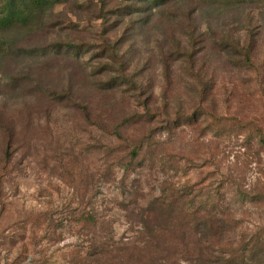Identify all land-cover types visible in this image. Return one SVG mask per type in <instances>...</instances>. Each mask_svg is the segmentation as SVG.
I'll return each instance as SVG.
<instances>
[{
	"label": "rangeland",
	"instance_id": "374dc122",
	"mask_svg": "<svg viewBox=\"0 0 264 264\" xmlns=\"http://www.w3.org/2000/svg\"><path fill=\"white\" fill-rule=\"evenodd\" d=\"M90 1L57 4L43 29L17 35L22 56L0 59V264H77L103 242L105 264H228L222 245L258 234L254 243L264 248V200L242 199L264 192V143L255 136L264 135V0L222 16L198 12L196 63L169 59L168 71L156 36L141 26L113 29L111 40L120 34L131 43L125 58L102 53L110 26L98 15L99 0ZM221 1L214 6L223 9ZM143 6L142 16L152 9ZM129 13L132 26L139 15ZM251 21L257 45L247 65L217 42L229 29L243 36ZM118 60L136 67L139 89L107 85L124 74ZM149 133L159 145L132 158ZM163 199L175 218L154 232L158 222L147 229L145 210H158L151 202ZM83 214L98 223L85 228ZM210 215L222 222L210 231L213 250L201 255L196 231ZM253 252L239 264H264V254Z\"/></svg>",
	"mask_w": 264,
	"mask_h": 264
},
{
	"label": "trees",
	"instance_id": "16d2710c",
	"mask_svg": "<svg viewBox=\"0 0 264 264\" xmlns=\"http://www.w3.org/2000/svg\"><path fill=\"white\" fill-rule=\"evenodd\" d=\"M68 0H0V59L6 61V58L14 56V52L18 57L22 56L23 53L26 52L25 49L20 47V40L17 38V35L23 31L28 34L33 31V29L38 28L43 29L45 27L46 21L48 20L50 14L54 12V9L57 4L66 3ZM95 0H91L93 3ZM98 1V0H97ZM192 0H99L98 1V15L104 21L105 24L110 26L105 30L109 36L106 39V47L102 50V53L108 55L115 54L120 57V53L124 48H130L131 43L126 41V36L118 35L115 40H111L110 36L113 33V29H121L124 28V32L126 33L129 29L135 31L138 26H141L142 33L156 36V40L161 52L165 59H163V65L166 71L169 70L168 60L172 59L173 61L182 60L187 62L189 65H193L196 63V50L197 46V38L202 35L200 31V24L198 23L197 13H205V11L210 12L211 14H215L222 10L223 13L219 16H222L228 9H233L234 11L244 10L249 3L247 0H227L221 1V3H225L217 8L215 7L216 0H200L201 5L198 7H190ZM152 5V9L148 14L142 16L143 5ZM257 3L256 0H251L250 5H254ZM205 10H204V7ZM233 6V8H232ZM200 7V8H199ZM130 10V11H129ZM137 12L139 17L132 23L129 12ZM104 12V15H103ZM206 12V14H208ZM211 26L210 22L208 23ZM248 25H252V21L247 23L246 34L243 36L236 34L230 35L233 33L232 31H225V33L220 32L218 37V49L221 50L226 56L231 59V57L242 56L244 57V63L247 65L252 64V53L256 48L257 43L254 40V36L252 31L248 30ZM112 27V28H111ZM161 33V37L156 33ZM197 40V41H196ZM63 47H66L69 50L74 51L78 50L81 54H92L94 56V50H87L84 48H79L74 44H62ZM61 47V45H60ZM91 49V48H90ZM119 52V53H118ZM96 55V53H95ZM126 53L122 54V57L125 58ZM115 56V55H114ZM120 65L122 66L123 75L120 74L117 77H109L107 85L113 89L115 87L124 86L131 90H137L140 87L136 82V67L131 64L123 63L118 60ZM102 66V65H101ZM131 66L134 68L131 69ZM202 78L203 76L200 75ZM204 80V78H203ZM203 93L206 95V91L208 90V86H204L203 83ZM0 122H2V118H4V109L5 106H0ZM195 116H187L186 119L193 120ZM5 125V124H4ZM154 133H149L145 140H141L139 144H135L133 149L131 150L132 158H136L139 155V151L143 149L145 145L147 147L159 145L156 143L154 138ZM16 131L14 128H9L7 133H5L6 137V156L11 154V148L13 145V140L15 139ZM250 136V135H249ZM249 136H247L249 138ZM258 138V141L264 143V135L262 131L258 130L255 135ZM254 136V137H255ZM114 146H108L106 149L107 155H109ZM130 165L124 166L125 170L128 171ZM242 199H246L247 197H251L253 199H262L264 200V192H259V194L251 195V193H243ZM173 203L163 199L156 200L151 202L152 209L158 210H145L148 211V219L145 221L144 225L149 230H154L152 226L154 222H158L156 224V230L163 225H169L173 222L175 218V211L173 210ZM150 208V209H151ZM181 213V212H179ZM186 214V213H184ZM191 214V213H190ZM185 215L186 224L191 222L190 216ZM182 215V214H179ZM178 215V216H179ZM51 218V217H50ZM210 221H207L205 227L200 231V228L197 229L196 235L198 236V242L200 243L201 255L206 251L213 250V243L210 244V231L213 229L215 222H222L216 216L210 215ZM80 220L83 221L85 228H88L89 225H96L98 223V219L94 214H86L80 215ZM159 220L163 223H159ZM155 225V224H154ZM158 226V227H157ZM196 226H199L196 224ZM155 228V227H154ZM163 229V228H162ZM161 232V230H159ZM200 233V234H199ZM258 235H253L250 240L246 242L235 245L233 243H227L226 245H222L221 248V256L223 261L228 264H239L241 260H244V257L250 252H262L264 254V248H261V244L257 245L256 242L259 238ZM198 244V243H197ZM257 245V246H256ZM107 242H103L99 244V249L95 246L92 250H88L82 260H77V264H105L106 263V251L104 248H107ZM203 246V247H201ZM255 248H259L258 251H255Z\"/></svg>",
	"mask_w": 264,
	"mask_h": 264
}]
</instances>
